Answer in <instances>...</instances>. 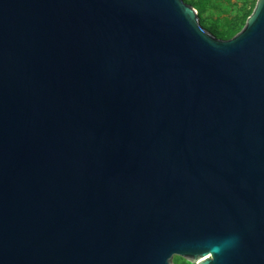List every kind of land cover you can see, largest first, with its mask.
<instances>
[{
  "label": "water",
  "instance_id": "95a60500",
  "mask_svg": "<svg viewBox=\"0 0 264 264\" xmlns=\"http://www.w3.org/2000/svg\"><path fill=\"white\" fill-rule=\"evenodd\" d=\"M174 255L264 264V0H0V264Z\"/></svg>",
  "mask_w": 264,
  "mask_h": 264
},
{
  "label": "rangeland",
  "instance_id": "374dc122",
  "mask_svg": "<svg viewBox=\"0 0 264 264\" xmlns=\"http://www.w3.org/2000/svg\"><path fill=\"white\" fill-rule=\"evenodd\" d=\"M253 1L256 3L257 0H208L205 11L202 14L198 13L200 24L208 30L215 20H221L224 24L234 18L240 9L251 8ZM171 264H195V262L183 256L174 255Z\"/></svg>",
  "mask_w": 264,
  "mask_h": 264
},
{
  "label": "trees",
  "instance_id": "16d2710c",
  "mask_svg": "<svg viewBox=\"0 0 264 264\" xmlns=\"http://www.w3.org/2000/svg\"><path fill=\"white\" fill-rule=\"evenodd\" d=\"M187 3L194 6L199 14H202L206 9V3L208 0H185ZM251 8H242L239 13L232 19H229L224 24L221 20L213 21L209 27V31L219 38L228 39L238 33L245 25L247 18L252 13L256 3L251 2Z\"/></svg>",
  "mask_w": 264,
  "mask_h": 264
}]
</instances>
